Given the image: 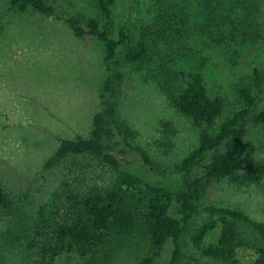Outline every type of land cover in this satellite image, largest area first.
<instances>
[{
    "label": "trees",
    "instance_id": "trees-1",
    "mask_svg": "<svg viewBox=\"0 0 264 264\" xmlns=\"http://www.w3.org/2000/svg\"><path fill=\"white\" fill-rule=\"evenodd\" d=\"M8 1L21 13L32 11L47 19H60L56 0ZM168 1L159 6L154 22L137 43L132 42L126 27L120 29L118 38L112 36L116 0H98L100 16L86 18L78 14L64 20L76 38L93 37L103 43L105 69L98 88L99 108L89 136L61 139L44 169L49 171L82 158L95 159L115 170L118 178L107 188L82 191L79 177H86V173L81 169L75 181L70 178L60 182L52 198L38 208L26 207L25 199L12 198L0 187V221L2 216L5 220L0 231V264H57L64 254L81 258L90 255L97 263L110 264L114 257L111 251L121 239L137 234L149 246L138 264H157L168 243L172 250L164 264H201L187 252L183 237L202 212L200 201L206 188L228 181L264 189V161L246 160L243 154L251 131L264 127V75L253 69L257 93L252 87H240L242 107L218 124L226 105L223 99L210 97L202 72L191 73L187 84L178 89L177 83L185 73L173 71L169 60H174L173 56L157 50L169 38L181 40L192 35L187 9ZM263 1L231 0L232 14H228L221 0H208L202 6V24L195 29L235 55V45L245 47L264 41V25L255 21ZM7 22V14L2 15L0 36ZM151 49L160 61L148 75L171 105L192 120L199 137L198 146L172 171L158 169L144 149L133 145L137 134L119 113L125 94L122 65H145L151 59ZM170 175L181 176L177 189L163 183ZM136 190L143 194L142 207L136 204ZM204 211L207 220L190 230L194 251L216 264H240L238 249L245 247L256 252L253 264H264V221L242 209L207 206ZM218 225L217 242L205 245L208 234Z\"/></svg>",
    "mask_w": 264,
    "mask_h": 264
},
{
    "label": "rangeland",
    "instance_id": "rangeland-1",
    "mask_svg": "<svg viewBox=\"0 0 264 264\" xmlns=\"http://www.w3.org/2000/svg\"><path fill=\"white\" fill-rule=\"evenodd\" d=\"M97 1L56 0L60 19H47L32 11L21 13L12 8L10 1L0 0V17L8 16L6 29L0 36V187L12 198L25 199L26 207L38 208L47 203L60 182L70 178L75 181L81 169L86 173V177H79L82 191L107 188L117 181V172L95 159L82 158L49 171L44 169L61 139L89 136L99 108L98 88L105 69L104 45L93 37L76 38L64 22L78 14L86 18L100 16ZM164 1L140 0L135 4V0H116L112 7V36L118 38L120 29L126 27L133 43L142 40L144 30L154 22ZM206 1L169 0V4L187 9L192 35L181 40L169 38L157 50L173 56L174 60L169 59L173 71L185 73L184 79L177 83L178 89L187 84L191 73L202 72L210 97L221 98L226 105L220 124L242 107L240 87H252L253 93H257L252 72L257 68L264 75V41L245 47L235 45V55L234 51L227 53L225 47L210 42L195 29L202 24L201 10ZM221 1L226 12L232 14L231 0ZM255 21L264 25V1ZM154 50H150L151 59L145 65H122L125 94L119 113L137 134L133 145L144 149L155 167L172 171L198 146L199 137L192 120L171 105L148 75L160 61ZM243 154L246 160L264 161V127L251 131ZM163 183L177 189L181 176L170 175ZM135 194L136 204L142 207L143 194L138 190ZM200 205L202 212L192 220L190 230L207 220L204 211L207 206L242 209L264 221V189L256 187L218 181L206 188ZM190 230L183 237L187 252L198 263L216 264L192 249ZM219 232L218 225L208 234L205 245L215 244ZM121 240L111 251L110 256L114 257L110 264H138L149 252V246L139 234ZM171 250V243L166 244L157 264H164ZM256 257L253 249H238L240 264H253ZM83 262L105 264L97 263L90 255L81 258L76 254L62 255L57 264Z\"/></svg>",
    "mask_w": 264,
    "mask_h": 264
}]
</instances>
